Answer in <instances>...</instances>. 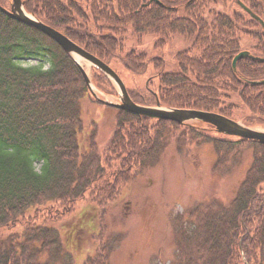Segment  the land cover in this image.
<instances>
[{
    "label": "trees",
    "instance_id": "1",
    "mask_svg": "<svg viewBox=\"0 0 264 264\" xmlns=\"http://www.w3.org/2000/svg\"><path fill=\"white\" fill-rule=\"evenodd\" d=\"M159 1L59 0L58 16L32 14L111 68L118 63L134 72L146 63L143 54H122L127 30L137 37L155 34L162 44L173 34L182 35L191 40V47L176 55L179 69L155 73L153 92L148 85L126 87L130 98L143 105H154L157 99L162 106L231 118L235 97L246 110L241 122L264 126V83H250L264 79V62L241 58L235 70L231 65L243 49L264 56L259 23L235 0L230 1L237 11L215 10L209 3L216 0ZM241 1L264 21V0ZM0 5L8 8L9 0H0ZM244 37L252 39L251 47L243 48ZM23 59L37 63L23 64ZM153 60L155 66L163 63L159 57ZM94 71L95 86L115 92L108 79ZM85 94L79 70L54 41L0 10V231L10 229L0 238V264H73L59 231L46 222L71 213L85 198L100 211L94 250L83 264H109L122 235L107 231L104 211L123 185L159 162L171 142L179 152L189 144L211 143L212 168L221 176L239 163L243 148L252 151L228 204L212 199L194 205L187 217L170 218L172 264H264V144L210 136L207 131L217 132L202 122L177 124L116 109L107 144L99 149L91 140L81 154L77 130L79 101Z\"/></svg>",
    "mask_w": 264,
    "mask_h": 264
},
{
    "label": "rangeland",
    "instance_id": "2",
    "mask_svg": "<svg viewBox=\"0 0 264 264\" xmlns=\"http://www.w3.org/2000/svg\"><path fill=\"white\" fill-rule=\"evenodd\" d=\"M209 6L217 11L235 10L230 1L216 0ZM252 39L241 40L243 48L252 46ZM191 47V40L173 34L165 43H159L152 33L137 37L130 30L124 34L122 54L133 51L143 54L145 66L142 70L131 71L120 64H112L127 88L141 89L148 85L150 92L156 89L158 76L155 73L176 72L179 64L176 55ZM163 60L161 66H155L153 58ZM23 64H36V59H23ZM91 77L95 71L89 64L80 61ZM106 99L117 101L116 92H104ZM237 105L231 119L242 121L240 115L246 110L238 98H232ZM80 127L77 130L79 152L82 154L93 140L99 149L108 142L115 123L116 109L96 102L85 94L80 101ZM264 130L263 125H255ZM210 136L227 138L214 131ZM252 151L243 148L240 161L230 174L221 176L213 171L215 153L211 143L189 144L179 152L171 142L159 162L141 173L120 188L115 201L106 208L104 223L112 236L122 235L118 244L113 246L109 255V264H172L175 252L172 239L170 218L177 215L187 217L194 205L212 199L228 204L242 181L251 163ZM39 169L40 164H35ZM31 214V209L28 210ZM99 207L88 199L79 201L74 210L58 220L48 221L61 236L64 247L69 249L73 264H83V260L94 250L95 236L99 233ZM101 216V214H100ZM10 229L0 231L5 237Z\"/></svg>",
    "mask_w": 264,
    "mask_h": 264
},
{
    "label": "water",
    "instance_id": "3",
    "mask_svg": "<svg viewBox=\"0 0 264 264\" xmlns=\"http://www.w3.org/2000/svg\"><path fill=\"white\" fill-rule=\"evenodd\" d=\"M151 1L160 3L159 0ZM235 1L245 12H247L260 24V26L262 27V34L264 35V21L258 15L253 13L251 9L248 8L242 1ZM25 2L26 0H9L8 8L2 7L0 5V10L13 19L22 22L30 27H33L34 29L38 30L39 32L50 38L52 41H54L76 65L84 80L89 94L94 98L95 101L106 106L124 110L138 116H144L158 120H168L177 124L197 122L206 123L211 125L217 133L243 139H251L264 144V130L258 129L257 127L247 126L240 121L233 120L218 112L191 108L162 106L157 99H155L154 105H143L134 102L130 98L122 79L107 63L70 40L59 30L43 23L42 21L38 20L32 13L27 12L24 8ZM241 58H250L252 60L264 62V56H254L247 50H240L232 58L231 65L233 70H235L236 61ZM80 61H83L89 64L91 67L96 68L106 77V79H108V81L112 84L114 90L116 91L117 101L106 99V94L97 86H95L91 77L81 65ZM250 83H264V79L253 80L250 81Z\"/></svg>",
    "mask_w": 264,
    "mask_h": 264
},
{
    "label": "flooded vegetation",
    "instance_id": "4",
    "mask_svg": "<svg viewBox=\"0 0 264 264\" xmlns=\"http://www.w3.org/2000/svg\"><path fill=\"white\" fill-rule=\"evenodd\" d=\"M56 5L59 6V0H27L26 6L31 13L36 15L45 16L49 13L52 16H58L59 12L56 8ZM49 11L47 12V10ZM48 24L47 22L43 21ZM260 32L262 33V27L260 26ZM250 51L249 49H246ZM250 53V52H249Z\"/></svg>",
    "mask_w": 264,
    "mask_h": 264
}]
</instances>
